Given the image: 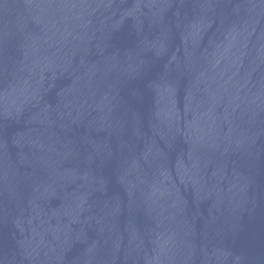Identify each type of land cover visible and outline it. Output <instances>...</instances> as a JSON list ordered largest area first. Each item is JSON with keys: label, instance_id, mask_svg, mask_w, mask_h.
Segmentation results:
<instances>
[{"label": "water", "instance_id": "95a60500", "mask_svg": "<svg viewBox=\"0 0 264 264\" xmlns=\"http://www.w3.org/2000/svg\"><path fill=\"white\" fill-rule=\"evenodd\" d=\"M0 264H264V0H0Z\"/></svg>", "mask_w": 264, "mask_h": 264}]
</instances>
